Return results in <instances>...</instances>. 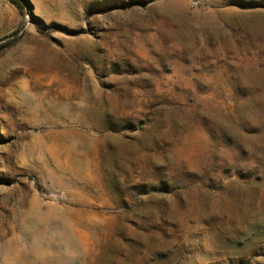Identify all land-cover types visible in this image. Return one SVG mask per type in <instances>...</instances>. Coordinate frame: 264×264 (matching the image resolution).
I'll list each match as a JSON object with an SVG mask.
<instances>
[{
  "label": "rangeland",
  "instance_id": "1",
  "mask_svg": "<svg viewBox=\"0 0 264 264\" xmlns=\"http://www.w3.org/2000/svg\"><path fill=\"white\" fill-rule=\"evenodd\" d=\"M27 2L0 0V264H264V0Z\"/></svg>",
  "mask_w": 264,
  "mask_h": 264
},
{
  "label": "trees",
  "instance_id": "2",
  "mask_svg": "<svg viewBox=\"0 0 264 264\" xmlns=\"http://www.w3.org/2000/svg\"><path fill=\"white\" fill-rule=\"evenodd\" d=\"M14 5H16L19 9H24L26 8L29 3L27 0H10Z\"/></svg>",
  "mask_w": 264,
  "mask_h": 264
},
{
  "label": "bare ground",
  "instance_id": "3",
  "mask_svg": "<svg viewBox=\"0 0 264 264\" xmlns=\"http://www.w3.org/2000/svg\"><path fill=\"white\" fill-rule=\"evenodd\" d=\"M16 240H17V239H16ZM16 245H17V246H16V247H17V248H16L17 250H16V252H15V257L18 259V258H21V257H22V251H21L20 248H19V247H20V243H19V241L16 242Z\"/></svg>",
  "mask_w": 264,
  "mask_h": 264
}]
</instances>
